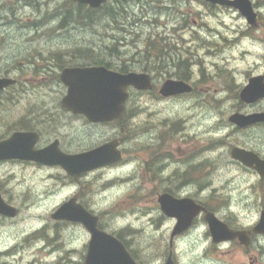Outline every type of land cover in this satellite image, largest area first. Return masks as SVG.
Returning a JSON list of instances; mask_svg holds the SVG:
<instances>
[{
  "label": "rangeland",
  "instance_id": "1",
  "mask_svg": "<svg viewBox=\"0 0 264 264\" xmlns=\"http://www.w3.org/2000/svg\"><path fill=\"white\" fill-rule=\"evenodd\" d=\"M68 1L0 0V75L19 73L17 69L32 53L40 54L34 58L40 71L47 60L69 63L79 61L84 53L113 66L126 61L135 68L145 59L144 50L150 53L154 44L161 47L168 42L173 47L165 58L167 68L174 74L171 61L187 60L195 92L161 97L158 88L166 77L156 74L151 92H132L126 123L118 130L125 136L124 159L115 168L87 173L79 184H73L59 167L37 170L1 164L0 188L19 206L20 214L0 218V250L11 248L0 255V264H82L88 240L82 227L50 217L54 207L75 190L105 228L122 236L140 264H161L171 222L159 217L151 199L166 186L167 176L175 180V170L204 162L200 178L185 179L191 180V187H226L235 192L249 191L256 184L254 175L234 174L239 169L228 164L227 157L230 145L236 143L264 153V126L240 130L230 125L228 116L239 106L245 111L264 110V99L244 106L238 97L248 75L264 69V23L250 30L243 21L242 35L221 29L217 34V16L199 0H184L180 11L168 10L150 19L136 15L131 29L119 30L109 17L95 24L70 18L63 23L62 10ZM254 1L264 20V0ZM219 18L233 26L227 11ZM35 75L22 90L15 89L7 98L0 95V137L35 104L55 108L58 137L66 150L82 151L111 137L112 126H88L82 118L61 111L65 87L55 75ZM153 172L157 173L154 181ZM188 242L174 243L177 264L200 263V257L187 250Z\"/></svg>",
  "mask_w": 264,
  "mask_h": 264
},
{
  "label": "flooded vegetation",
  "instance_id": "2",
  "mask_svg": "<svg viewBox=\"0 0 264 264\" xmlns=\"http://www.w3.org/2000/svg\"><path fill=\"white\" fill-rule=\"evenodd\" d=\"M199 1L205 4L210 9V13H213L215 16H217V24L220 25L218 26V28H214V31H216L217 34L220 33L221 29L227 32L232 31L236 34L242 35L243 33H245L243 30V21L246 24V28L250 30L258 29L263 26V17L261 15V12L259 11L257 3L254 0H249L254 11L256 12V18L252 25L248 23L246 17L242 14L238 7L227 3L228 1L234 0ZM244 1L245 0H240L239 3H243ZM183 2L184 0H106L104 4L99 7V10L104 14L102 10L106 8V5H112L113 13L116 16L115 18L118 19L116 20V22L119 28L122 26L124 30H128L126 28L129 27L131 29L135 23L131 21L134 16L137 15L140 19H150L147 17H152V14H166L168 10L180 11V7H182ZM135 10L138 11V14L135 13ZM223 11H227L229 13L230 18L233 21V23H231L233 24V26H229L228 23H224V21L219 18V15ZM121 19H125V21ZM238 21L240 23H236ZM235 39H237V37L234 38V40ZM223 40L226 41L225 38H223ZM35 57H40V54L32 53L28 59L23 60V62L25 61L24 65H22L20 62L21 67L20 69H17L19 73H6V76H12L16 81L14 84H12V86H9L0 91L1 96L7 98L8 94L13 93L15 89L20 88L22 90L23 86H27L28 83L30 84L31 82H33V79L36 77L35 73L50 74L52 76L55 75V78H57L56 74L58 73L57 70L59 65H56V63L53 62V59L47 60L42 71H40V68L35 62ZM171 62L172 64L175 63L173 61ZM178 62H187V60H178ZM62 64L60 67L63 66ZM257 74H262L264 76V69H262L261 71L252 72L248 75V77ZM152 76L154 78V75ZM188 76L189 77L184 78L189 80L187 81L192 85V90L186 93L176 94L175 96L178 97L182 95H190L195 92V87L193 86L192 82H190L191 77L189 73ZM32 87L34 88V86ZM4 98L3 102L5 103L7 99ZM245 105L246 104H244V106ZM253 105L254 104H252V106ZM244 108L245 107L239 106L230 114L234 112L249 113L253 111H259H245ZM61 111H63L67 116L73 115L71 112L65 110L62 107ZM85 124L88 126H112L115 129L113 130V134L111 135V137H108L99 143H103L117 137L120 138V132L118 131L120 128V122L118 120H113L106 124ZM13 125L14 126H11L8 131L0 137V140L8 137L13 131L29 132L32 133V136L34 138H36L35 143L32 145V150L42 149L50 145L52 142L57 141L59 147L62 150L70 152L62 146L61 141L58 137V134L61 135V133L57 130L55 108H52L51 106L47 108H41L38 104H35V107L33 109L27 110L24 114L20 115L17 118V122ZM230 125L243 130L244 128L246 129L249 127H253L254 125L264 126V123H256L247 127H240L231 122ZM233 147H239L245 150L253 151L262 160H264V153L261 152L260 149H254L244 144L236 143L231 144L229 147L227 163L239 169L234 174L242 176L250 174L254 175L256 178V184L254 186L248 187L249 191H246V189L244 188L238 189V191L235 192H230L228 191L230 189L226 187L200 185L191 187L189 183V181L191 180L185 179L200 178V174L204 173L205 165L204 162H200L198 164H188L189 166L186 167L183 171L175 170L172 174V178H175V180L169 179L171 175L167 176L165 178L166 186H164L161 190H157L156 192H154L151 201L155 204L156 210L159 212V217L163 219V221L171 222L169 228L170 232L168 236L167 255L172 253L174 264H177L174 256V243L183 239H189L187 250L192 251L194 255L200 257V261H198L200 262L199 264H264V167L261 171L263 175H261L260 172L254 167V165L248 166L238 159H235L231 155V150ZM193 160L194 159H186L185 162ZM9 163L19 164L21 166H29L37 170H49L51 168H56L55 165L27 159H11L0 161V165ZM117 164L108 165L103 169L115 168ZM156 175L157 173L153 172L151 178L152 181L155 180ZM67 178H69L73 184H79L81 181H73V179L68 176ZM0 191L6 202L14 206L17 205L4 196V191L1 188ZM161 193H168L177 199L188 198L192 201L191 204L183 206L180 210L183 211L185 208L190 207L192 214L191 222L185 230L175 236H172V231L178 220L174 217H168L161 213L159 204L157 202V196ZM73 196H76V201L78 203L82 204L89 211L94 212L87 206L88 204L85 203L78 190L73 191L72 194L68 196V198H71ZM16 208L18 216L20 214V208L19 206H16ZM184 215L185 213H182V216ZM0 218L4 220L14 219L3 215H0ZM208 218H212L216 222V224L211 226L208 222ZM63 222H65L67 225L70 224L82 227L83 233H85V235H87L89 238V232L81 224L71 221ZM97 226L101 230L112 233L113 235L116 234V232L105 228L103 224H101L100 216ZM115 236L118 239L120 238L118 233ZM125 246L136 263L140 264L138 262L137 256L129 250L127 244H125ZM10 249V247L6 246L4 250H0V255L6 254Z\"/></svg>",
  "mask_w": 264,
  "mask_h": 264
},
{
  "label": "water",
  "instance_id": "3",
  "mask_svg": "<svg viewBox=\"0 0 264 264\" xmlns=\"http://www.w3.org/2000/svg\"><path fill=\"white\" fill-rule=\"evenodd\" d=\"M88 4L92 8L99 7L105 0H75ZM215 1V0H207ZM240 0L227 3L238 7L249 23L255 20V13L249 0L239 3ZM61 81L66 85V94L61 99V105L73 113L84 115L91 122H107L114 118H121L124 103L128 97L127 87L137 90L151 88L150 75L146 72L128 71L119 72L108 69L103 65L66 67L61 71ZM14 83V79L0 77V89ZM188 83L180 80L168 79L163 82L159 92L163 96H170L190 91ZM264 97V77H251L240 91V99L252 103ZM231 122L238 126H247L259 121L264 122V112L252 114L234 113L229 117ZM32 133L15 131L8 138L0 141V160L24 158L46 164H57L77 179L82 172L113 163L122 158V151L118 149L119 140L107 141L95 148L79 153H64L58 148V142H52L40 150H32L35 143ZM231 154L243 163L253 166L263 175L264 160L252 151L233 147ZM158 201L162 211L168 216L178 219L172 235L184 230L190 223L192 214L190 207L180 211L183 206L191 204L188 198L176 199L168 193L161 194ZM16 209L8 205L0 194V213L14 216ZM182 213H185L182 216ZM181 214V216H180ZM52 218L80 222L90 232L87 253L84 264H136L129 255L124 244L110 233L97 228L98 217L88 212L72 198L53 213ZM211 226L216 223L208 219ZM164 264H174L169 255Z\"/></svg>",
  "mask_w": 264,
  "mask_h": 264
},
{
  "label": "trees",
  "instance_id": "4",
  "mask_svg": "<svg viewBox=\"0 0 264 264\" xmlns=\"http://www.w3.org/2000/svg\"><path fill=\"white\" fill-rule=\"evenodd\" d=\"M71 7L65 6L63 7L62 10V21L63 23L70 18L71 22H78V21H83L85 19H88L90 22H94V24L97 22V20L99 19V10L97 9H89L87 8L86 10H84V7L82 5H78V7L75 9L73 6V3L71 2ZM76 10V13H74V11ZM105 14L108 15V17H110L111 21L114 20V14H113V10L111 7H108L105 11ZM90 52H92L91 50H89ZM164 49H158L155 50L154 52L156 53L155 59L152 58L150 59L149 57H151V51L149 53L148 49L144 50V57L145 59L142 61V64L139 67H135L132 68L130 66V64L126 61H121L119 64H117L116 66H113L112 63L110 62H105L104 60H101L100 58H98L95 54L93 56L88 55L87 56V61L88 62H92V63H98V64H104L107 67L110 68H114L117 69L119 71L122 72H126L129 70H133V69H139L142 71H153V70H159L161 71L162 68H164V65L162 64V58L164 55ZM86 55H84L83 57H85ZM127 116V110L124 113V118L121 120V122L123 123L125 120V117Z\"/></svg>",
  "mask_w": 264,
  "mask_h": 264
}]
</instances>
